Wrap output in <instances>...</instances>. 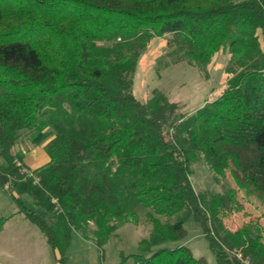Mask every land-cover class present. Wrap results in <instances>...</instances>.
<instances>
[{
	"label": "trees",
	"instance_id": "trees-1",
	"mask_svg": "<svg viewBox=\"0 0 264 264\" xmlns=\"http://www.w3.org/2000/svg\"><path fill=\"white\" fill-rule=\"evenodd\" d=\"M154 37L201 69L227 51V87L191 113L159 89L138 99ZM23 138L46 143L49 162L28 167ZM200 157L264 203V0H0V184L60 264L74 228L102 248L143 213L153 227L136 264H205L171 245L190 217L218 264H264L262 225L223 221L236 189L194 187Z\"/></svg>",
	"mask_w": 264,
	"mask_h": 264
},
{
	"label": "rangeland",
	"instance_id": "rangeland-1",
	"mask_svg": "<svg viewBox=\"0 0 264 264\" xmlns=\"http://www.w3.org/2000/svg\"><path fill=\"white\" fill-rule=\"evenodd\" d=\"M230 54L225 50L216 53L205 69L188 61L174 62L169 53L167 38L154 37L141 55L134 77L133 93L147 101L155 89L163 91L171 101L182 104V110L194 112L206 102L217 98L227 87L230 74L226 71ZM42 143L40 145H44ZM30 140L23 138L17 150L26 154L34 149ZM198 192L211 193L224 190L227 183L236 189L238 209L223 214L228 228L237 229L246 223L262 225L264 236V203L255 195L238 186L229 172L219 179L203 157L193 164L191 176ZM28 206L34 207L31 196L25 195ZM49 215V213H48ZM0 262L2 264H55L54 253L41 229L19 211L11 194L0 184ZM152 224L144 213L140 222H128L120 226L116 235L100 248L89 229L72 231L66 251L67 264H136L140 252L139 242L149 236ZM186 237L172 246L187 245L195 257L204 258L205 264H218L201 226L192 217L185 223Z\"/></svg>",
	"mask_w": 264,
	"mask_h": 264
},
{
	"label": "crops",
	"instance_id": "crops-1",
	"mask_svg": "<svg viewBox=\"0 0 264 264\" xmlns=\"http://www.w3.org/2000/svg\"><path fill=\"white\" fill-rule=\"evenodd\" d=\"M49 160H50V157L48 156L46 150L44 149V145H36L35 148L30 150V152L28 154H26L24 157L25 163L31 169L39 168V167L47 164L49 162ZM1 223L2 222H0V226L2 228L5 225H1ZM54 258H55V264H60L57 261L55 254H54ZM0 264H2V263L0 262Z\"/></svg>",
	"mask_w": 264,
	"mask_h": 264
},
{
	"label": "built area",
	"instance_id": "built-area-1",
	"mask_svg": "<svg viewBox=\"0 0 264 264\" xmlns=\"http://www.w3.org/2000/svg\"><path fill=\"white\" fill-rule=\"evenodd\" d=\"M24 170H25V172H27L28 174H30V175H31V173H30V172H29V171H28L26 168H25Z\"/></svg>",
	"mask_w": 264,
	"mask_h": 264
}]
</instances>
